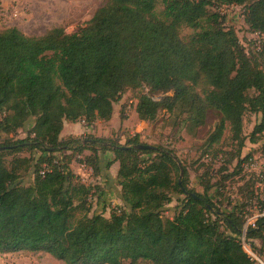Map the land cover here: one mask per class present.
<instances>
[{"label": "trees", "instance_id": "obj_1", "mask_svg": "<svg viewBox=\"0 0 264 264\" xmlns=\"http://www.w3.org/2000/svg\"><path fill=\"white\" fill-rule=\"evenodd\" d=\"M227 5L244 6L245 22L260 38L256 53H246L235 30L210 9ZM182 27L192 31L182 36ZM142 87L139 120L176 111L194 129L208 110L219 113L207 143L219 142L228 125L235 149L227 162L236 166L223 178L239 173L250 157H241L246 140L264 135V0H105L73 33L60 26L42 35L0 29V255L45 252L65 264H257L241 241L246 203L222 211L210 184L202 193L188 187L185 166L178 181L173 149H136L138 133L124 143L60 136L65 121L109 120L113 103ZM246 111L260 115L248 135ZM19 129L24 137H17ZM85 150L79 162L94 175L102 173L100 153L113 154L105 170L118 163L123 209L107 217L90 211V188L64 154ZM25 172L33 174L26 185ZM174 196L182 198L174 215L164 217ZM244 197L263 212L245 229V240L259 239L264 249V182Z\"/></svg>", "mask_w": 264, "mask_h": 264}, {"label": "rangeland", "instance_id": "obj_2", "mask_svg": "<svg viewBox=\"0 0 264 264\" xmlns=\"http://www.w3.org/2000/svg\"><path fill=\"white\" fill-rule=\"evenodd\" d=\"M105 0H0V29L16 27L27 35H42L48 29L60 26L65 33H73L85 26L94 12L104 4ZM160 9V6H158ZM212 11L222 16L223 25L235 30L241 46L246 53H256L253 44L257 35L251 31L245 22V9L242 5L212 6ZM192 30L182 27L181 35L186 36ZM256 51V52H253ZM147 88H129L113 103V113L107 121H96L94 132H84L78 136L96 135L112 137L120 143L138 133L142 143L150 145H165L173 149L180 166H185L188 172V187L202 193L204 183L211 185L209 191L213 200L217 201L222 211L232 210L235 206L240 210L241 203H246L242 208L241 216L244 219L243 227L249 226L248 221L255 220L263 214L259 212L258 204L246 200L247 191H257L264 182V135L257 143L246 140L241 150V157H250L242 163L241 170L235 175L223 178V175L235 171L236 160L228 161V152H234L235 142L229 136V126L223 132L219 142L208 145L207 138L214 126L219 122L220 115L213 109L206 113L205 122L197 128L191 129L183 119L184 115L174 111L173 113L160 111L154 121L147 122L137 118L135 105L140 93H146ZM157 98L158 95H154ZM123 117V118H121ZM260 115L246 111L243 117V133L248 135ZM70 123V122H67ZM31 123H26L24 129H28ZM24 129H19L17 137H24ZM68 128L63 129V137L67 136ZM112 152L107 151L104 154ZM36 154V152L34 153ZM72 167L70 169L90 188L88 204L91 212L109 216L113 211L123 209L122 201H118L116 181L108 177L105 170V162L100 164L102 173L92 174L89 166L79 162V159L89 154V150L81 154H70ZM26 156L28 153H21ZM59 158L61 155L56 154ZM101 155V153H100ZM227 167V170H223ZM33 174L25 172L22 177L23 184L32 182ZM183 174L178 176L181 181ZM220 182V186H217ZM104 185L109 186L111 193L102 194ZM213 185V186H212ZM245 191L242 193V191ZM111 194V195H110ZM103 196V197H102ZM182 196H174L171 203L166 204L163 216L171 218L176 210L177 199ZM90 212V213H91ZM245 229L241 236L244 250L257 264H264V249L259 239L245 240ZM252 242V245L250 242ZM0 264H65L45 252L28 253L12 252L0 255ZM138 264H148L140 262Z\"/></svg>", "mask_w": 264, "mask_h": 264}, {"label": "crops", "instance_id": "obj_3", "mask_svg": "<svg viewBox=\"0 0 264 264\" xmlns=\"http://www.w3.org/2000/svg\"><path fill=\"white\" fill-rule=\"evenodd\" d=\"M94 124V123H93ZM86 125L84 122L82 121H77V122H73V123H67L66 121L64 122V125H63V129L65 128H68V133L67 135H80L84 132H94L95 128H94V125ZM63 129H62V132L60 133V136L63 137ZM100 164L102 162H107L108 160H111L113 159V156L110 154V153H107V154H101L100 155ZM70 166L72 167V164H70ZM110 167L111 170L108 171L110 173H108V177L113 181H115V178H116V173H117V169H118V163L117 162H114ZM103 184V186H105V189L104 191L102 192V194H107V193H111V190H109V186L108 185H104V183H101ZM117 190H118V194H119V190H120V187L117 186ZM111 195V194H110ZM103 197V196H102ZM116 199L118 201H120V198H119V195L116 196Z\"/></svg>", "mask_w": 264, "mask_h": 264}, {"label": "water", "instance_id": "obj_4", "mask_svg": "<svg viewBox=\"0 0 264 264\" xmlns=\"http://www.w3.org/2000/svg\"><path fill=\"white\" fill-rule=\"evenodd\" d=\"M134 148L136 149H148V148H152V145H149V144H144V143H140V144H136L134 145ZM179 166H180V163H178ZM183 174V170L180 166V176Z\"/></svg>", "mask_w": 264, "mask_h": 264}, {"label": "built area", "instance_id": "obj_5", "mask_svg": "<svg viewBox=\"0 0 264 264\" xmlns=\"http://www.w3.org/2000/svg\"><path fill=\"white\" fill-rule=\"evenodd\" d=\"M253 33H255V34L257 35V37L255 38L253 44H254L256 50H258L259 47H260V38H259V36H258V34H257L256 32H253ZM248 223H249V225H251V226L254 225V222H252V221H248ZM247 227H248V226H247ZM247 227H245L244 229H246Z\"/></svg>", "mask_w": 264, "mask_h": 264}]
</instances>
